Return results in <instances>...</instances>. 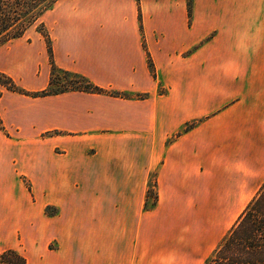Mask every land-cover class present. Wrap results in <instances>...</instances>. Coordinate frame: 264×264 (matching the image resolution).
<instances>
[{"label":"crops","instance_id":"obj_1","mask_svg":"<svg viewBox=\"0 0 264 264\" xmlns=\"http://www.w3.org/2000/svg\"><path fill=\"white\" fill-rule=\"evenodd\" d=\"M42 19L56 66L104 91L1 94L0 244L198 264L264 184V0H57ZM0 72L48 88L42 32L2 46Z\"/></svg>","mask_w":264,"mask_h":264},{"label":"trees","instance_id":"obj_2","mask_svg":"<svg viewBox=\"0 0 264 264\" xmlns=\"http://www.w3.org/2000/svg\"><path fill=\"white\" fill-rule=\"evenodd\" d=\"M56 1L0 0V46L23 36ZM46 36L50 39L48 32ZM48 48L53 70L48 88L38 92H29L18 85L11 76L2 72H0V85L12 91L35 96L73 89L91 92L104 91L103 88L93 84L82 75L60 70L53 62L51 40H48ZM59 71L73 75L75 78L69 80L67 85L63 84L60 88L55 89L53 86L58 82V78L54 72ZM0 126L4 127L1 115ZM156 196L158 197V195ZM0 264H28V260L19 250L10 248L0 252ZM206 264H264V184L222 239Z\"/></svg>","mask_w":264,"mask_h":264},{"label":"rangeland","instance_id":"obj_3","mask_svg":"<svg viewBox=\"0 0 264 264\" xmlns=\"http://www.w3.org/2000/svg\"><path fill=\"white\" fill-rule=\"evenodd\" d=\"M51 8H49V9H51ZM44 13L41 15V17L39 18V20L35 24H33L24 33V35H23L24 37H30V36L33 37L35 34H37L39 32H42V34L45 36L46 41L48 43V40H50L48 38V36H46L48 31L46 30V27L44 25V22L42 21L43 20L42 17L44 15ZM28 31H29V33H28ZM23 36H21V37H23ZM14 40L15 39L10 40V41L4 43L3 45L0 46V48L2 46H6L7 44H9L10 42H12ZM52 73H53V70H52ZM54 74H56L55 76H56V78H58V82H56V84L53 86V88H55V89L56 88H60L61 85H63V84L67 85V83H68L69 80L73 79V77L75 78V76H73V75L66 74L65 72H60V71L59 72H54ZM4 90H7V89L5 87H3L2 85H0V92H2L1 94H3ZM29 92H33V91H29ZM35 92H38V91H35ZM2 122H3V120H2ZM3 126H4V124H3ZM1 128L5 129V126L4 127H1ZM27 184H28V186L30 185L28 183V181H27ZM262 186L263 185H261L259 187V189L256 190V192H255L256 194H254V197L258 194V192L260 191V189H261ZM149 190H150V192H149ZM148 195H149L148 198L150 200V204L148 202L146 204V208L153 207L156 204V201L158 200V197L156 196V195H158L157 194L156 174H152V178H151V181H150V186H149V189H148ZM254 197L250 200V202L254 199ZM239 217H238V219H239ZM238 219L232 221L230 225H228V226H226L224 228V231H223L221 237H219L217 239L216 243L210 247V249L206 252L205 257L202 258L201 261L198 264H206L207 260L213 255V253H214L215 249L217 248V246L220 244V242L222 241V239L225 237V235L229 232V230L231 229V227L237 222ZM30 233H32V232H30ZM2 245H4L5 247H12V248H15V249L19 250L21 253H23L27 257L28 264H43L41 258H39V256L37 254H34L35 253V250H36V252H38V250L40 249V239H39L38 235L37 236L29 235L25 230L18 229V230H16L13 239H11L10 241H8L5 244H3V243L0 244V247ZM51 247L52 248H56L57 247L56 242L52 241L51 244H50V248ZM8 249H10V248H8Z\"/></svg>","mask_w":264,"mask_h":264}]
</instances>
